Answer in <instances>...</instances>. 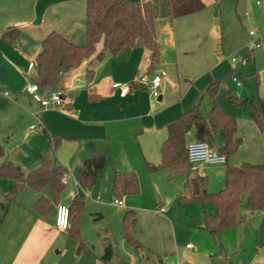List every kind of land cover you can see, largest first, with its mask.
I'll use <instances>...</instances> for the list:
<instances>
[{
  "label": "crops",
  "instance_id": "obj_1",
  "mask_svg": "<svg viewBox=\"0 0 264 264\" xmlns=\"http://www.w3.org/2000/svg\"><path fill=\"white\" fill-rule=\"evenodd\" d=\"M85 4L86 0H0V145L6 146L0 163L11 161L27 173L40 164L41 157L48 156L52 165L70 173L69 177L62 178L64 188L59 203L68 204L73 193L84 202L83 196L87 194L102 211L113 206L114 199H120L121 204L114 203L121 208L120 219L125 209L132 210L134 215L136 211L151 209L165 213L167 207L156 199L154 188L155 181L168 179L167 174L161 169L148 172L146 163H159L160 147L167 136L166 124L195 103L199 91L210 79L224 75V71L232 67L230 55L218 51L217 61L203 67L199 73L183 71L177 63V43L169 23L164 22L161 26L156 23V40L160 48L157 63L151 64L148 49L140 43L116 57L84 61L76 68L63 71L46 90L38 91L39 97H43L49 91L61 90L62 104L42 106L35 94L23 90L34 82L35 69L29 68V62L35 60L42 38L51 31L76 44L84 42ZM191 14L180 17H186L184 22L188 23ZM8 29L18 30L14 40L3 36ZM181 52L188 55L191 51L181 49ZM220 66L225 70L220 71ZM88 69L93 70L90 82L87 81ZM160 70L166 75L158 87V96L153 97L139 78ZM260 77L264 79V73ZM115 82L127 83L128 92L122 95L119 89L112 88L111 84ZM3 90H9L11 96L4 95ZM263 91L258 94L261 98H264ZM250 121L252 136L261 146L263 155L258 152L255 157L244 160L264 164L262 132L256 130L251 118ZM236 122L241 134L239 127H244L238 120ZM42 127L46 130L42 131ZM193 133V128L187 132V143L195 140ZM52 136L58 138L55 147H52ZM95 149L103 152L105 165L94 186L86 191L78 183L77 172L81 161ZM238 164L233 160V165ZM204 168L203 164L191 165L190 171L207 176ZM222 169L219 188L224 184L225 166ZM117 172L135 173L139 190L121 198L114 196L112 184ZM180 174L178 194L183 190L186 175L179 173L168 179ZM12 185L13 179L0 177V264H105L99 257L104 249L103 238L108 239L106 236L101 237L102 245L94 253L87 245L75 250L77 243L61 246L54 253L62 232L54 225L56 204L53 203V211L47 216H40L33 210L40 196L52 201L51 194L46 189L38 191L24 184L16 200L4 210L5 194ZM161 207L165 211H159ZM211 211L212 206L208 212Z\"/></svg>",
  "mask_w": 264,
  "mask_h": 264
},
{
  "label": "trees",
  "instance_id": "obj_2",
  "mask_svg": "<svg viewBox=\"0 0 264 264\" xmlns=\"http://www.w3.org/2000/svg\"><path fill=\"white\" fill-rule=\"evenodd\" d=\"M168 18L187 15L205 7L202 0H165ZM86 28L82 44H76L62 34L51 31L40 43V51L35 58V74L33 81L39 90L44 91L51 86L68 69L81 65L84 61L102 60L116 57L123 50L135 44L144 45L150 54L151 64L160 58V48L156 40L157 14L151 0H86ZM18 30L8 29L3 36L14 40ZM247 52L246 56H249ZM152 73V72H151ZM229 73V72H228ZM210 79L199 91L195 103L178 114L166 124L167 136L160 147L158 164L146 163L148 172L164 170L167 178L184 173L186 179L183 190L178 194V205L192 201L209 202L213 211H204L201 228L206 230L214 240L219 241L220 234L235 228L239 223H249L245 216L239 213V205L244 196L245 207L251 212L264 210V164L241 162L233 165L228 159L236 152L242 143L236 118L225 111L220 100L247 109L250 118L263 132L264 98H240L233 93L232 88L223 87L227 74ZM93 70H87V81H91ZM193 128L195 140L207 142L210 149L226 157L224 184L215 191H208V178L205 175L190 171L187 159L186 134ZM46 129L42 127V131ZM52 147L58 143V138L52 136ZM4 154L0 145V157ZM105 165L102 151L95 149L92 154L81 161L77 172V180L84 190L91 189L98 173ZM63 170L52 165L48 156L41 157L40 164L24 173L11 161L0 163V177L13 179L11 189L5 194L2 204L5 210L9 203L16 200L24 184L34 190L46 189L51 194L53 202L46 196H40L33 210L40 216H47L53 211V203H59V195L64 188ZM139 190L135 173L117 172L115 174L112 192L121 196L136 193ZM83 208V198L74 197L68 203L69 227L67 235L74 241L83 244L79 231V216ZM2 219H0L1 224ZM135 215L132 210L125 209L121 219L124 239L139 248L140 243L133 238L132 229ZM104 249L99 257L105 264H125L111 262L113 247L107 238H103ZM155 264H165L158 257Z\"/></svg>",
  "mask_w": 264,
  "mask_h": 264
},
{
  "label": "rangeland",
  "instance_id": "obj_3",
  "mask_svg": "<svg viewBox=\"0 0 264 264\" xmlns=\"http://www.w3.org/2000/svg\"><path fill=\"white\" fill-rule=\"evenodd\" d=\"M151 1L157 14L158 26L168 22L172 29L174 41L177 43V63L183 71L199 73L203 67L217 61L218 51L225 55L234 54L238 63L231 62L232 67L226 70L224 66H220V71L225 70L224 74L229 72L222 86L232 88L233 93L240 98H256L262 93L264 79L260 74L264 73V0H203L206 6L189 15L191 22L188 23L184 22L186 17L169 19L165 0ZM250 30L260 34L263 42L261 47L255 49L245 60L246 44L252 39L248 34ZM181 49H189L191 52L186 55ZM171 68L173 70V67ZM232 74L241 82L240 85L232 81ZM220 104L244 127H239L243 142L228 162L233 164L234 160L240 164L247 161L244 158H253L258 152L263 155L261 146H258L252 136L249 127L250 116L246 108L225 99H221ZM256 128L258 131L257 125ZM261 136L264 141V131ZM203 165V172L209 178V191L219 189L222 168L225 165ZM179 176L182 175L172 180L165 177L162 182L155 181L156 199L167 207L165 213H158L153 209L136 211L132 235L140 243L139 248L124 239L119 212L121 208L112 202V197L113 206H107L102 211L99 205L89 200L85 194L79 216L82 246L87 245L94 253L93 251L102 245L101 237L106 236L113 247L111 261L125 264H155L158 257L164 259L165 264H264V210L251 213L245 207L243 194L239 213L244 215L249 223H239L235 228L223 231L219 241H216L206 230L199 228V224L203 222L204 210L211 209L209 202L202 204L197 200L178 205V192L181 189ZM67 232L68 230L62 231L58 236L54 253L59 251L61 246L77 243L66 234ZM186 244L191 247L186 248ZM80 246L77 243L75 250Z\"/></svg>",
  "mask_w": 264,
  "mask_h": 264
},
{
  "label": "built area",
  "instance_id": "obj_4",
  "mask_svg": "<svg viewBox=\"0 0 264 264\" xmlns=\"http://www.w3.org/2000/svg\"><path fill=\"white\" fill-rule=\"evenodd\" d=\"M259 3V1H257ZM249 36L252 39L246 44L247 52H253L255 49L259 48L263 42V38L260 34H257L255 31L250 30ZM230 61L235 63L237 62V57L232 54L230 55ZM29 68L35 67V61L31 60L29 62ZM166 75L164 70H160L158 72H154L151 75L143 74L139 78V82L147 86L149 93L151 96L156 97L158 96V87L161 83L162 78ZM232 81L236 85H240L241 82L235 78L232 74ZM112 88H117L120 90L122 95L126 94L129 90V85L127 83H119L115 82L111 84ZM24 91L35 94L42 106H46L51 104L54 107H58L62 104V92L61 90L49 91L46 93L45 96L39 97L38 91L39 87L35 82L26 85L23 88ZM3 94L6 96H11V92L9 90H3ZM31 128L33 126H30ZM187 150V159L190 165H197V164H209V165H218V164H225L226 157L215 151L210 149L207 142L201 140H193L187 143L186 145ZM70 176V173L66 170L62 173V178H67ZM77 194H71V198L76 197ZM114 203L121 204L120 199H114ZM159 211H165V208H159ZM54 225L60 231H67L69 227V209L68 204L65 203H57L55 207V214H54ZM190 244H186V248H190ZM173 264H186V263H173Z\"/></svg>",
  "mask_w": 264,
  "mask_h": 264
}]
</instances>
